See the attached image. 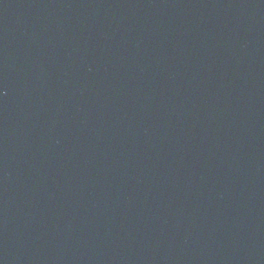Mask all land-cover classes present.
Instances as JSON below:
<instances>
[{
    "label": "water",
    "instance_id": "obj_1",
    "mask_svg": "<svg viewBox=\"0 0 264 264\" xmlns=\"http://www.w3.org/2000/svg\"><path fill=\"white\" fill-rule=\"evenodd\" d=\"M0 264H264V0H0Z\"/></svg>",
    "mask_w": 264,
    "mask_h": 264
}]
</instances>
